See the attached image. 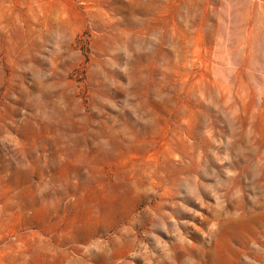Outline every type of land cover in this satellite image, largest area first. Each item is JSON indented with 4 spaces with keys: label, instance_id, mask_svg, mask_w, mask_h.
Returning a JSON list of instances; mask_svg holds the SVG:
<instances>
[{
    "label": "rangeland",
    "instance_id": "1",
    "mask_svg": "<svg viewBox=\"0 0 264 264\" xmlns=\"http://www.w3.org/2000/svg\"><path fill=\"white\" fill-rule=\"evenodd\" d=\"M0 264H264V0H0Z\"/></svg>",
    "mask_w": 264,
    "mask_h": 264
}]
</instances>
